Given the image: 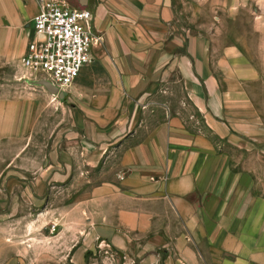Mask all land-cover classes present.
Masks as SVG:
<instances>
[{
	"label": "crops",
	"instance_id": "obj_1",
	"mask_svg": "<svg viewBox=\"0 0 264 264\" xmlns=\"http://www.w3.org/2000/svg\"><path fill=\"white\" fill-rule=\"evenodd\" d=\"M42 1L0 0V148L64 117L22 66ZM102 2V41L65 90L71 138L45 158L117 163L88 221L118 250L264 264V0Z\"/></svg>",
	"mask_w": 264,
	"mask_h": 264
},
{
	"label": "rangeland",
	"instance_id": "obj_2",
	"mask_svg": "<svg viewBox=\"0 0 264 264\" xmlns=\"http://www.w3.org/2000/svg\"><path fill=\"white\" fill-rule=\"evenodd\" d=\"M54 1L90 10L92 24L94 9L103 3ZM93 31L100 35L94 25ZM30 77L33 84L39 79ZM69 93L64 91L62 98L53 95V103L63 99L62 122L49 119L44 131L33 133L26 148L23 140L0 148V264H165L153 257L143 261L134 249L121 251L94 236L88 221L89 191L110 180L117 163L102 160L92 165L84 158L71 163L72 157L67 159L70 162L56 163L53 157L45 158L56 140L65 147L71 138Z\"/></svg>",
	"mask_w": 264,
	"mask_h": 264
},
{
	"label": "built area",
	"instance_id": "obj_3",
	"mask_svg": "<svg viewBox=\"0 0 264 264\" xmlns=\"http://www.w3.org/2000/svg\"><path fill=\"white\" fill-rule=\"evenodd\" d=\"M93 15L54 0H43L33 17V35L22 66L64 92L74 85L82 70L92 63V49L102 41L93 31Z\"/></svg>",
	"mask_w": 264,
	"mask_h": 264
},
{
	"label": "water",
	"instance_id": "obj_4",
	"mask_svg": "<svg viewBox=\"0 0 264 264\" xmlns=\"http://www.w3.org/2000/svg\"><path fill=\"white\" fill-rule=\"evenodd\" d=\"M35 84L44 87L49 93H51L54 96H58L61 98L63 97V91L60 92L57 87L53 86L50 82L46 80H43V79L37 80L35 81Z\"/></svg>",
	"mask_w": 264,
	"mask_h": 264
}]
</instances>
